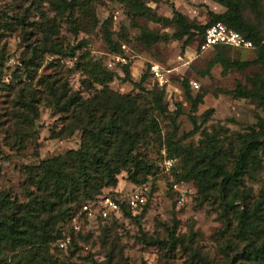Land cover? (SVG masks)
<instances>
[{"label": "rangeland", "instance_id": "1", "mask_svg": "<svg viewBox=\"0 0 264 264\" xmlns=\"http://www.w3.org/2000/svg\"><path fill=\"white\" fill-rule=\"evenodd\" d=\"M75 1L83 5L70 12L61 9L59 0H0V191L19 204L27 202L25 167L81 148L86 135L82 130L70 134L74 127L67 118L70 114L52 105L44 83L59 88L67 82L73 92L81 91L82 99L92 97L93 91L82 90L85 77L77 69L79 57L86 53L118 75L108 85L111 92L130 97L135 104L141 122L136 125L139 139L133 155L142 162L141 169L149 171L138 176L136 185L121 172L117 186L103 189L101 195L116 193L125 203L129 195L141 194L147 205L139 216L126 211L118 219L103 220L96 200L82 202L73 206L70 221L56 226L60 236L70 235L71 226L74 231L78 223L83 240L74 236L77 246L60 249L58 235L40 250L0 248V264H255L254 256L247 260L239 256L246 242L238 225L244 205L252 209L264 191V156L258 153L260 165L249 164L240 180L225 188L213 165L233 172L243 140L252 129L264 130V110L258 102L229 94L238 85L258 91L264 68L253 64L257 51L201 52L199 37L186 44V38H170L147 47L139 40L144 30L171 36L176 27L143 18L132 21L117 0ZM141 1L160 17L171 19L174 10L193 26L205 25L212 15L226 11L220 0ZM225 1L238 5L241 20L264 42V0ZM106 31L117 46L115 54L106 43ZM44 37L49 39L42 46ZM54 46L62 54L44 52ZM70 51H75V58L68 57ZM217 58L237 66L226 68L215 62ZM28 60L32 63L24 65ZM152 64L166 71L161 86L149 76ZM123 66L145 91L162 97L166 112L157 111L146 92L122 82ZM94 89L102 86L94 84ZM186 92L199 99L195 111ZM262 213L260 221L247 225L258 240L264 230Z\"/></svg>", "mask_w": 264, "mask_h": 264}, {"label": "trees", "instance_id": "2", "mask_svg": "<svg viewBox=\"0 0 264 264\" xmlns=\"http://www.w3.org/2000/svg\"><path fill=\"white\" fill-rule=\"evenodd\" d=\"M59 1L63 2L61 8L63 11L72 12L75 8L81 9L80 6L83 5L75 0L69 4L64 3L63 0ZM117 2L124 7L127 17L132 21L143 18L155 24L176 27L177 31L171 36L151 32L148 29L144 30L139 40L147 47L170 38L175 40L186 38L184 41L186 44L195 37L201 38L211 25L221 23L252 43V50L257 51L253 64H262L264 68V42L259 38L258 31L254 27L241 20L238 5L234 2L220 0V4L226 8V11L212 15V19L201 26L190 25L183 15L174 10L171 19L160 17L141 0H117ZM84 13H87L85 9ZM109 22V19L104 21V29ZM51 31L53 30L49 28V32ZM52 34L54 35V33ZM48 39L49 37L43 38L42 46ZM105 40L110 52L117 53V46L107 31ZM224 48L229 47L214 46L209 51ZM44 52L55 55L62 54V51L55 46L51 49L45 48ZM32 54L34 57L37 56L36 49ZM68 57L75 58V51H70ZM78 61L77 69L85 77L81 81V88L86 92L93 91L92 97L87 100L82 99L81 91L73 92L69 89L67 82L56 88V83L46 81L44 86L52 105L60 112L70 114L67 118L72 121L70 126H74L70 134L74 130H82L87 138L79 150H72L62 156L41 161L34 167H25L29 185L27 202L19 204L16 200L12 201L10 195L0 191V248H10L11 250L35 248L40 250L47 247L61 233L56 230L58 223L70 221L73 206H79L82 202L91 200L98 202L104 196L110 197L119 205V216L127 212H129L128 215L139 216L147 205L145 202L134 211L128 206L127 199L125 203H121L116 193L101 195L103 189L117 186V176L121 172H126L127 180L134 185L139 183V175L146 176L148 174L149 171H146L145 168L141 169L142 162L133 155L139 139L136 125L141 121H138L140 117L135 112V104L132 103L131 98L115 94L109 89L108 85L118 77L115 72L109 71L99 61L88 58L86 53H83ZM215 62L225 65L226 68L237 66L236 63H226L221 58H217ZM30 63H32L30 60L23 62L26 66ZM122 73L124 74L123 83H129L138 90L146 92L151 96L156 110L161 113L166 112L167 109L161 107L163 104L161 96H154L152 92L145 91L140 82H134L127 66H123ZM149 76L152 78L150 72ZM94 84L102 86V89L95 90ZM186 86L187 83H182L183 89ZM229 94L236 98L254 99L264 110V80H261L256 92L248 91L238 85ZM185 95L191 105V110L195 111L199 99H193L187 92ZM104 103L106 104L104 105ZM19 104L23 105L22 102ZM108 110L112 111L111 115H108ZM152 124L155 125V121L152 120ZM89 127L90 131H88ZM259 130L252 129L251 135L243 140V145L236 156L233 172L229 173L219 165L212 164L216 168L217 174L222 177L224 188L229 182L240 180L239 178L245 174L249 164L260 165V161L256 159L260 152L264 156V130ZM243 210L238 228L239 235L246 245L239 252V256L242 260L254 256L255 264H261L260 261L264 260V230L260 231L262 237L261 240H258L253 237L252 233H249L247 225L250 220L260 221L262 219L264 191L259 193L258 200L252 209L245 204ZM118 215L112 219H118ZM135 221L140 228L139 217H135ZM70 231V235H59L55 239L57 247L66 239H69V242L62 249L77 246L73 239L74 236L83 240L81 232H75L73 235L72 226ZM169 236L173 238V231L169 232ZM228 245L230 246L229 242Z\"/></svg>", "mask_w": 264, "mask_h": 264}, {"label": "built area", "instance_id": "3", "mask_svg": "<svg viewBox=\"0 0 264 264\" xmlns=\"http://www.w3.org/2000/svg\"><path fill=\"white\" fill-rule=\"evenodd\" d=\"M201 52L207 51L214 46H225L231 49L236 50H252L253 45L250 41L245 40L239 33L228 29L221 23H216L208 27L203 36L201 37ZM150 74L152 75L153 79L159 83V86L163 84V72L164 69L160 67L158 64H152L149 69ZM194 88H198L197 85ZM145 199L141 194H131L127 197V204L132 210H136L138 207L145 204ZM97 204L98 210L97 214L100 219L108 220L117 216L120 213L119 205L112 200L110 197H102ZM82 210H87V207L84 206ZM87 212V211H86ZM92 212L89 209L88 215H91ZM76 233L81 232V226L78 223H75L73 227ZM69 242V239L63 243H60L59 248H64V246Z\"/></svg>", "mask_w": 264, "mask_h": 264}]
</instances>
